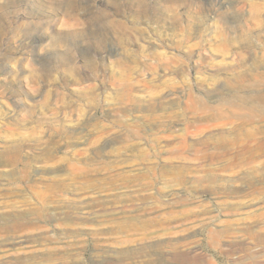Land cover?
Returning a JSON list of instances; mask_svg holds the SVG:
<instances>
[{
    "label": "rangeland",
    "instance_id": "obj_1",
    "mask_svg": "<svg viewBox=\"0 0 264 264\" xmlns=\"http://www.w3.org/2000/svg\"><path fill=\"white\" fill-rule=\"evenodd\" d=\"M263 74L264 0H0V188L30 198L0 264H264L263 110L253 158L178 150L233 140ZM189 93L242 116L205 131Z\"/></svg>",
    "mask_w": 264,
    "mask_h": 264
},
{
    "label": "bare ground",
    "instance_id": "obj_2",
    "mask_svg": "<svg viewBox=\"0 0 264 264\" xmlns=\"http://www.w3.org/2000/svg\"><path fill=\"white\" fill-rule=\"evenodd\" d=\"M261 78H262V81L258 86L253 84L252 85L253 87H251V88H255L254 89L255 94H251L250 96H241L239 95V91H238L233 94V97L231 99L224 100L225 103L228 104L230 108L236 107L239 110L244 109L243 107L247 105L246 103L252 105L249 107V110L248 112H246V115H245V116H248L247 121L242 123V127L239 129V131L237 130L238 133L236 134L233 140H229L227 139V137H224V136L215 137V138L213 136L212 141H209L208 139L204 138V139L195 141L194 143H189L184 139L183 141H181V143H179L178 150L180 151L181 156L184 155L188 150L192 151L190 148H194V146H200V148L196 150V153L198 152L201 154L199 158H201L204 161L210 160V162L211 161L213 162V160L214 161L217 160L219 155L216 154L217 152L210 153L211 149L213 148L215 150L216 148H220V149L226 148L227 149L228 148L227 145H232V146L235 145L234 147H236L237 144H240L237 142H241V144H243L244 147L240 145L239 146L244 149H241V150L238 149V151L233 152V154L237 153L236 155L234 154L235 155L234 157H233V154L231 155L233 159L235 158L238 159L239 157H243L245 154L250 155L251 157L249 158H253V153H254L253 150L255 148L253 147V145L254 143L255 144L257 143L256 141L258 138V137L256 138V135H255V133H257V130L253 128H248L247 126L251 125L254 122V118L256 117V112L258 111L259 108L263 110L260 117L264 119V74L261 75ZM238 85H239L238 87L241 86V81H238ZM242 88H245L244 83L241 86V89ZM189 97H190L189 101L191 102V104L187 106V109H191L190 111H193L194 114L198 112V114H196L198 115L197 117L198 120L207 121L206 124H203V126H201L204 128L205 131H210L214 128L215 130L217 129V130L223 131L231 114L235 117L242 116L240 113L234 110H232V112L230 110L228 113H226L224 112L223 107L221 105H216V106L210 105L202 97L196 96L193 93H189ZM199 106L201 107L200 109H198ZM260 140H262V138ZM263 143H264L263 141L260 142V144H263ZM178 150L176 152H178ZM225 154H229V153H225ZM228 156H230V154ZM193 157H195V155H193ZM223 158L225 157L223 156ZM187 159L189 158H182L181 161L185 162V163H182L184 164L182 168L175 167L176 168L175 169L172 167L174 174L184 177V174L186 173V171L188 170L191 171L193 169H199L198 167H192L190 163H187ZM16 160H17L16 155H12L9 158V160L6 161V164L8 165L13 164ZM198 161L202 162L201 160H198ZM193 164H194V161H193ZM206 167L207 169L204 170L203 172L208 174L211 172L212 167L209 165H207ZM227 169H231V168L229 167V168H226V170ZM14 190H15L14 188H7V189L0 188V198L2 196L6 197L5 200L0 201V234H5L8 236L14 233H17L18 230L20 229L22 230L25 228V226L30 225V219H29L30 217V198L22 197V200L20 201L12 199L14 197L13 194H15ZM42 202L43 201L41 200V202H39V206H36V209H34V211L37 210V213H42L46 209V206L42 204Z\"/></svg>",
    "mask_w": 264,
    "mask_h": 264
}]
</instances>
